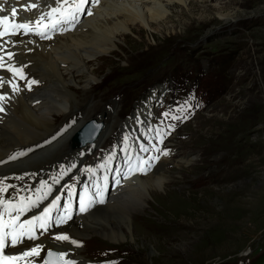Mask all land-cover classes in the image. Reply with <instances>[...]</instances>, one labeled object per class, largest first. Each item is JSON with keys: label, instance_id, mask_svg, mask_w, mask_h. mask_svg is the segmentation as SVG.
<instances>
[{"label": "rangeland", "instance_id": "rangeland-1", "mask_svg": "<svg viewBox=\"0 0 264 264\" xmlns=\"http://www.w3.org/2000/svg\"><path fill=\"white\" fill-rule=\"evenodd\" d=\"M109 52L86 61L97 75L86 99L99 100L98 115L117 106L121 129L152 88L133 111L142 114L149 105L146 120H138L143 127L162 86L166 104L156 106L158 118L177 99L193 113L174 125L162 147L170 154L143 176L160 166L168 180L137 213L135 241L63 232L81 245L79 258L97 264L251 262L264 250V0L171 5L162 22L132 28ZM116 127L99 145L102 151L115 140Z\"/></svg>", "mask_w": 264, "mask_h": 264}, {"label": "bare ground", "instance_id": "bare-ground-1", "mask_svg": "<svg viewBox=\"0 0 264 264\" xmlns=\"http://www.w3.org/2000/svg\"><path fill=\"white\" fill-rule=\"evenodd\" d=\"M54 1L30 0L29 3H37L39 7L24 12V15L35 16L52 6ZM191 1L206 3L210 0H100V4L91 15H85L80 23L69 31L55 35L49 40L39 41L37 37L30 35L0 39V44H4V40H9L8 44H4V49L15 53L10 63L17 66L27 65L23 68V72L28 78L39 82V85H32L31 89H28L24 81L22 84L21 78H13L11 73L0 70V76L11 79L18 85L16 91H13L9 84L0 88V94L6 96L5 101L0 102L5 109L0 112V181L22 184L31 178L22 176V173L38 172L62 160L66 156L64 154L72 152L68 142L69 137L88 119L95 118L103 123V130L98 137V144H103L114 131V126L118 125L117 106L111 105L112 111L108 112L105 108V111L98 115L99 100L93 97L86 99L89 89L94 88L97 81L95 69L86 61H94L99 55L106 54L112 47H116L117 41L132 28L141 26L149 29L154 24L158 25L167 18L171 5L186 6ZM8 4L2 6L4 12L0 13L11 12L12 9H7ZM218 4L219 2L216 5L220 7ZM14 7L19 12H23L19 3L14 4ZM227 18L230 17L222 15L223 20L230 22L231 18ZM13 41L15 43H12ZM0 55H4V52H0ZM5 60H7L6 56ZM145 111L143 110L142 114L133 113L131 115L133 122L125 119L121 122V126L131 124L130 128H132L134 122L142 126L138 120L142 117L145 118L144 121L146 120L148 115ZM71 116H75V120L64 135L47 146L37 148L26 157L17 156L19 159L9 160L10 156L26 152L35 143L43 140L57 128L56 124ZM60 119L63 120L59 121ZM87 148L88 146L85 147ZM137 150L135 145L132 146V152ZM190 161V158L182 160L185 164ZM159 168L162 167L156 168L151 175L133 177L129 181H124L106 203L71 219L62 228L55 227L53 231L67 232L72 237H81L92 232L115 242L129 239L135 241L132 226L140 225L135 223L134 219L140 214L139 211L146 207L148 197L153 198L152 193L155 195L159 192L163 181L167 179L165 171H161L162 169L159 171ZM37 181L38 178L35 176L29 181V185L36 187ZM41 204L35 210H38ZM35 244L42 245L46 250L53 249L58 253H65V259L75 257L80 261L77 264L85 262V258L81 256L79 258L77 247L72 248L66 242L54 241L51 238H38L32 243L27 240L26 245L9 250L17 254ZM44 253L45 251H41L42 258ZM41 257L28 259L42 262ZM20 264L25 263L22 261Z\"/></svg>", "mask_w": 264, "mask_h": 264}, {"label": "snow or ice", "instance_id": "snow-or-ice-1", "mask_svg": "<svg viewBox=\"0 0 264 264\" xmlns=\"http://www.w3.org/2000/svg\"><path fill=\"white\" fill-rule=\"evenodd\" d=\"M89 3V0H56L55 6H49L50 10L46 13H41L35 21L26 20L22 17H19V11L16 7H13L11 10L12 23L11 27H8L10 16L7 14L0 15V39H3L5 36H27L29 34L38 35L41 38L50 39L47 35L49 29L55 30L58 26L64 24H74L77 21V16L79 13L85 11V5ZM39 5L37 3H28L22 6L24 11H30L32 9H38ZM0 12H4V8L0 6ZM88 15L92 13L87 12ZM55 17V18H54ZM47 18V23L45 20ZM44 24V29L40 30L38 27L33 25ZM9 40H4V44H8ZM12 43H15L14 41ZM4 44H0V52H4V55H0V70L7 71L12 74L13 78L19 76L21 79H24L23 68L27 65L17 66L10 63L14 57L15 53L11 51H5ZM5 56L7 60H5ZM38 83L35 80H27L26 86L31 89V85ZM5 84L11 85L13 91L18 90V85H16L13 80L7 79L3 76H0V88H3ZM5 94H0V102L5 101ZM183 110V109H181ZM5 111L4 107L0 105V112ZM165 116L168 113H164ZM187 116H184L183 119H187ZM172 119L180 120L181 117L173 116ZM174 128V126H172ZM171 128L167 134H170ZM164 130L159 129L156 132V136L159 137L157 143H163ZM127 139V138H125ZM141 152L149 151L146 147L140 148ZM152 151L159 152L161 155H169L167 149L157 148L155 145L152 146ZM25 153L21 152L17 155L10 156L9 160L17 159V156H23ZM159 156L153 155L149 156L147 159L143 157H136L135 170L140 171L143 174H146L153 167V161H158ZM131 165V159L129 160ZM132 167L129 168V171H132ZM127 175V174H125ZM119 184V180L116 181ZM0 184H3V181H0ZM72 186L65 188L67 195L71 197L73 192L71 191ZM7 191V187H0V192ZM47 193H41L40 197L37 200L46 199ZM26 200L30 198H25ZM100 202H103L101 200ZM32 205H29L31 207ZM90 207L83 202V198L80 197L79 211L85 212ZM55 208H64L65 212L67 209L61 203V197H54L48 206L44 207L40 215L35 216L32 220L19 221L20 215L27 209L24 207L23 202L18 206L15 202L8 199H0V264H20L21 261H27V264H32V260L28 258L41 257V251H46L43 249L42 245L35 244L31 247H28L27 250L19 251L17 254H7L8 248H19L21 245H26L27 240H35L36 236L33 233L36 232V229H40L42 232L47 231L49 227H55L58 225H63L67 220L71 219L70 215H53V209ZM7 216V219H5ZM54 239L58 242H70L72 245L80 246L76 240H70L67 234H55ZM49 256L55 255L63 264H74V261L65 259V253H52L48 252ZM41 259H43L41 257ZM44 264H48V261L45 260Z\"/></svg>", "mask_w": 264, "mask_h": 264}, {"label": "water", "instance_id": "water-1", "mask_svg": "<svg viewBox=\"0 0 264 264\" xmlns=\"http://www.w3.org/2000/svg\"><path fill=\"white\" fill-rule=\"evenodd\" d=\"M101 127V123L94 119L87 120L81 127L77 130V137L75 134V139L78 140V144L84 143L86 140H93Z\"/></svg>", "mask_w": 264, "mask_h": 264}, {"label": "trees", "instance_id": "trees-1", "mask_svg": "<svg viewBox=\"0 0 264 264\" xmlns=\"http://www.w3.org/2000/svg\"><path fill=\"white\" fill-rule=\"evenodd\" d=\"M262 256L264 257V253L262 254ZM252 264H264V262L262 263V261H257V262H253Z\"/></svg>", "mask_w": 264, "mask_h": 264}]
</instances>
